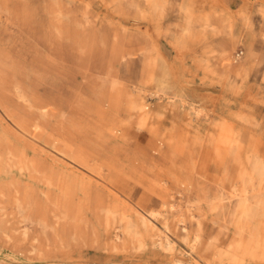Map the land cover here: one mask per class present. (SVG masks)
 <instances>
[{"label": "bare ground", "instance_id": "bare-ground-1", "mask_svg": "<svg viewBox=\"0 0 264 264\" xmlns=\"http://www.w3.org/2000/svg\"><path fill=\"white\" fill-rule=\"evenodd\" d=\"M9 1L0 0V11H6V19L19 21L23 28L28 22L27 1ZM146 1L153 12L163 9L164 0ZM122 3L145 12L134 0ZM180 9L184 19L172 42L178 51L183 48L184 38L194 34L191 6L183 2ZM196 20L199 25L204 21L211 26L201 16ZM82 29L85 38L77 42L80 45L77 59L84 65L76 88L53 84L49 90L40 89L49 85L50 75L62 74L61 43L72 38V32L64 27L52 30L48 45L54 52L45 59L39 58L44 66L30 63L23 53L26 48L19 43L0 45V106L21 134L15 137L9 125L0 124V145L4 147L3 154L0 150V196L8 195L1 180L5 179L9 186H20L21 189H15V200L25 212L24 217L40 229L33 238L37 244L32 253L42 257L47 255L45 248L66 250L85 245L89 239L106 246L103 237L110 235L113 248L141 249L152 243L172 249L170 218L185 222L174 198L178 195L185 199L194 192L197 196L191 207H196L201 216L211 214L215 222L220 217L233 225V243L217 250L214 259L220 264L264 262L261 138H252L249 167L243 168L232 188L227 189L228 161L242 164L244 147L234 125L227 119L217 122L208 139L196 141L200 149L195 154L189 136L182 130L162 131L161 126L155 125V116L141 92L126 84L120 71L126 49L120 37L109 50L105 46L94 56L93 44L89 42L93 33L88 26ZM203 30L199 33L206 35ZM212 34L223 36L217 44L223 48L219 59L224 68L242 71L245 59L234 57L226 49L227 43H233L230 27L221 23L213 28ZM144 53L143 80L156 82L166 92L170 88L168 71L161 68L152 48ZM64 68L66 82L73 80V76L78 78ZM161 69L163 73L158 74ZM236 118L246 122L242 113H237ZM132 133L137 137L149 135L147 144L141 145L136 140L131 145ZM134 145L143 152L132 149ZM128 149L148 172L140 174L141 186L132 180V162L122 156ZM216 153L222 154V159H215ZM211 164L224 167L225 173L224 177L214 179V192L211 185L197 186L194 181L198 178L208 184L211 179L205 169ZM7 172L9 176H5ZM155 220H162V227H157ZM23 233L30 237V231ZM5 237L13 240L9 232Z\"/></svg>", "mask_w": 264, "mask_h": 264}, {"label": "rangeland", "instance_id": "rangeland-1", "mask_svg": "<svg viewBox=\"0 0 264 264\" xmlns=\"http://www.w3.org/2000/svg\"><path fill=\"white\" fill-rule=\"evenodd\" d=\"M26 1L28 22L23 28L19 21L14 20V23L6 19V11H0V45L13 41L19 43L26 48V54L23 53L30 63L44 66L39 58L45 59L54 52L48 45L52 30L62 26L72 32L71 40L65 39L61 43L59 68L62 74L50 75L49 85L40 86L42 92L49 90L53 84L76 88L81 82L80 69L84 63L77 59L80 46L77 42L85 38L83 27L88 26L93 33L89 42L93 44L94 56L105 46L109 50L120 37L126 49L120 65L121 74L129 87L141 92L155 116V125L161 126L162 131L182 130L189 136L190 148L198 154L200 145L196 141L208 139L215 132L217 122L227 119L234 125L244 147L242 164L228 161L229 177L225 180V187L232 188L239 172L249 167L252 138L260 137L264 142V0H164L163 9L156 12L151 11L146 0H134L145 11L143 13L123 4V0ZM9 2L12 3V0ZM183 2L188 3L194 12V34L184 38L183 48L178 51L172 42L183 23L184 15L180 9ZM198 16L206 19L211 26L204 21L199 25ZM221 23L228 25L233 32V43H227L226 49L234 57L245 59V66L240 72L228 71L219 59L223 48L217 41L223 36L213 35L212 30ZM200 29L207 34L199 33ZM151 48L159 57L161 68L169 73L170 88L166 92L160 90L156 82L143 80L144 51ZM237 53L239 55L236 56ZM107 55L108 52L104 54ZM64 66L78 78L73 76V80L70 78V82H66L63 72L67 69ZM162 69L158 74L163 73ZM237 113H242L246 122L239 121ZM1 123L9 125L15 137L21 136L0 106ZM148 139L149 135L137 137L132 133L130 142L132 145L137 140L146 145ZM131 147L143 152L135 145ZM0 150L3 154L4 147L1 145ZM124 153L122 156L134 167L130 168L133 170L132 180H137L138 186H141L138 182L140 174L148 172L143 170L142 161L131 150ZM222 156L216 153L215 159H222ZM205 171L211 179L208 184L198 178L194 181L197 186L211 185V192H214L212 183L215 178L224 177V167L217 168L211 164ZM9 172L5 176L12 171ZM5 181L1 180L8 195L0 196V264H179V261L182 262L180 264H220L214 259L216 251L233 243V225L220 217L216 220H221L215 222L211 214L201 216L196 207H191L192 200L197 196L192 192L185 199L178 195L174 198L176 208L185 215V222L179 223L176 218H170L172 249L152 243L141 249L113 248V237L110 235L103 237L106 246L97 245L89 239L85 245L66 250L45 248L47 255L41 257L31 251L37 244L33 238L40 233V229L24 217L25 212L15 200V189L21 188L9 186ZM162 222L155 220L159 228ZM26 230L31 232L30 237L24 236ZM6 232L12 234V241L5 237ZM242 264L264 262L256 260Z\"/></svg>", "mask_w": 264, "mask_h": 264}]
</instances>
